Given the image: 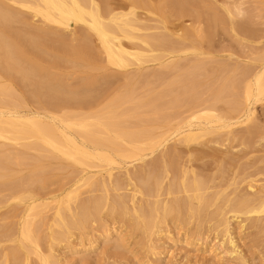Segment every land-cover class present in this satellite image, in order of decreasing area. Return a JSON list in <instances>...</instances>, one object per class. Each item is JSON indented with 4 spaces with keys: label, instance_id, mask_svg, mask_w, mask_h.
Wrapping results in <instances>:
<instances>
[{
    "label": "rangeland",
    "instance_id": "rangeland-1",
    "mask_svg": "<svg viewBox=\"0 0 264 264\" xmlns=\"http://www.w3.org/2000/svg\"><path fill=\"white\" fill-rule=\"evenodd\" d=\"M0 1L7 9L11 8L8 10L13 14L17 13L18 22L10 24L11 27L8 25V29L3 27V33L10 39L14 37L20 47L23 44L21 50L24 49L23 56L28 64L24 67H28L31 74L29 80L22 81L19 73L13 72L7 77L0 73V114L31 113L39 116L38 120L44 124L52 123L50 119L57 117L58 120L77 117L74 119L77 120L83 116L90 120L88 123L93 124V129L96 126L95 130L91 128L96 139L111 138L112 141L113 136L119 137L122 133L123 136L142 133L155 138L165 132L171 138L174 126L189 120L190 113L200 109L210 110L222 119L239 118L243 115L245 86L264 64V0H184L185 6L172 11L164 9L158 0H152L154 8H163L156 12L159 16L169 19L171 15L172 18L166 25L168 33L161 25L153 26L154 23L148 22L147 32L151 33L153 26L155 34L148 35L145 31V35L160 37L166 34L171 43H176L177 48L173 50L177 51L171 54L165 45L158 46V50L154 49L153 53L146 54V59H141V64L127 59L126 68L110 65L96 36L81 25L68 30L57 28L33 17L31 11L20 9L16 1L15 5L11 0ZM140 13L144 14H139L144 19L146 13ZM148 17L145 19H152ZM142 33L144 35V31ZM27 35H32L33 40L36 38L33 42L37 45L31 42L29 45L25 41L30 39ZM35 45L41 49H36ZM130 45L124 43L125 47ZM55 89L62 91V95L51 94ZM84 91L87 97L91 94V99L69 101V96L65 95ZM62 98L67 99L63 101ZM95 119L108 125L107 129L98 127L99 121ZM68 131L72 135L78 132ZM224 132L216 139L207 136L187 147L172 140L151 154L149 150L142 151V161L118 158L117 162L127 172L122 168H118L122 169L120 171L114 169L111 181L115 182H109L110 185L104 173L98 174L102 177L93 176V182L92 178L80 180L89 168H79L60 156L55 157L42 146L39 147L43 150L33 148L31 142L22 141L16 145L0 140V264H43V261L49 264H241V260L246 264H264V207L261 208L255 199L263 194L264 188V99L254 106L251 121L227 131L229 137ZM89 162L86 165L97 163ZM82 169H85L83 174ZM93 172L96 171L92 168ZM154 176L156 183L151 179ZM181 176L185 177L181 179ZM144 177H149L150 182L149 178L141 180ZM195 178L202 184L200 192L189 187ZM184 179L187 184L183 183ZM154 183L158 185L156 190ZM186 185V189L192 191L189 189L185 193ZM249 185L253 192L248 191ZM169 186L174 189L170 190ZM196 196H202L205 205L199 204L194 199ZM231 199L236 204L244 202V206H238L239 211L244 209L240 212H250L233 219L229 212L234 205L232 202L230 205ZM92 202L99 205L98 211ZM89 203L93 205L88 207ZM171 203L176 204L175 208L178 205L176 209L180 213L177 210L162 212L163 205L167 208ZM29 204H33L35 211L33 209L27 218L24 208ZM81 204L88 205V215H80ZM57 206L63 211V221L73 224L79 220L81 225L66 231L63 222L54 217ZM154 206L158 207L157 212ZM91 207L93 214H90ZM141 211H146L152 219L148 228L140 223ZM226 220L230 222L232 236L241 251V260L227 258L221 262L216 253L208 251L213 244L221 242L222 223ZM25 223L30 228V241L26 240L29 243L19 238L20 227ZM58 234L55 240L54 235ZM34 240L38 243L37 250L32 244Z\"/></svg>",
    "mask_w": 264,
    "mask_h": 264
},
{
    "label": "bare ground",
    "instance_id": "bare-ground-1",
    "mask_svg": "<svg viewBox=\"0 0 264 264\" xmlns=\"http://www.w3.org/2000/svg\"><path fill=\"white\" fill-rule=\"evenodd\" d=\"M15 1H16V5H19V8L20 9H25L27 11H31L33 17L40 19L43 23H47V24L53 25V26H55L57 28L58 27L59 28H63L65 30L71 29V28H73L76 25H81L86 30L88 29L89 32H92V34H94L96 36V38H97L96 41L99 42L100 47H101V49L103 51V54L106 57L107 62L110 65H112L114 67H117V68H126L129 65V62L127 60L129 58H130V60L131 59L132 60H135V63H137V64L140 63L141 64L142 63V60L141 59L142 58H145L146 54L153 53L154 49H157L158 50V48H156L158 46L165 45L164 46L165 49H167V48L169 49L168 52L170 51L171 54L173 52L176 53L177 50H175V51L173 50V47L175 48V46H176L175 45L176 43H173L174 42L173 41V38L174 37L172 38V41L173 42L171 43L168 40L169 38L165 37L166 34H164V36H161L160 35V37L147 36V34L145 35V31L147 32V30H149L150 27H147L146 23H148V22L154 23L153 26L155 24H159L158 26L161 25L162 28H163V30H164V32L165 33L166 32L168 33V30L166 29V25L169 24V21H170L169 19L172 18V16L170 15L171 14V11L173 9L175 10V8L178 9V7L179 8H182L183 6H185V5H183L184 4V0H158V2H159L158 4L162 5V7L164 9L167 8V9H170L171 10L170 11V14H169L170 16L168 15L169 16V19H166V18H164L163 16L160 15L161 17H163V18H161L156 13L157 11H159L158 9H163V8H158L159 6L158 7L155 6L156 8H154V4L152 3L153 2L152 0H20V1L18 0L19 2H17V0H11V2H13L12 4L15 5ZM0 3H1L0 4V73L2 72L3 75L5 74L4 76H6V75L9 76L11 73L15 72L17 74L18 73L20 74V80H22V81L29 80L30 70H29L28 67H24L25 65H28V64H27V61L25 60V58L23 56V51L22 50H24V49L21 50V47H22L23 44L21 43V47H20V42H18L17 40H15L14 37H12L10 39L9 37L5 36L4 33H3V30H5V28L3 29V27H6L7 26V29H8V25H9V27H11L10 24H12L14 22H18V19L19 18L16 17L17 16L16 15L17 13H14L13 14V11L12 10H11L12 12L10 10H8V9H11V8L8 7V9H7V7H6L7 5L4 6L5 4L3 2H1V1H0ZM185 3H186V1H185ZM194 4H196V3H194ZM184 10H186V9H184ZM140 12H142V13L145 12L146 13L145 18H147V16H149L150 18H152L150 16V14L151 15H154L155 18L153 17L152 19H145V18L142 19L141 17L144 14L142 15ZM160 12H162V11H160ZM139 14H141L142 16L139 15ZM156 14H157V16H156ZM180 14H182V12ZM183 17H185V16H183ZM177 18L179 19V17H177ZM148 26H151V25L149 24ZM153 26H152V31L154 29ZM155 27H157V26H155ZM143 31H144V35H142L143 34L142 33ZM152 31H151V33H152ZM191 32H189V33H191ZM149 33H148V35H149ZM31 36H28L27 35L28 39H29V37H30V39L29 40L26 39L25 41L28 42V44H29V42H31L32 45L33 44H36V43H34L35 40H36V38H35V40H33V38ZM38 36L37 35L36 36L34 35V37H38ZM169 36H170V34H169ZM87 37H84V39L87 38ZM88 38H90V37H88ZM189 38H190V36H189ZM23 39H25V38H22V40ZM123 41H124V43L127 42L129 45L131 44L130 47H129L131 49H129L127 46L125 47ZM181 43L182 44L180 46L182 47L183 46V42H181ZM173 44H174V46H172ZM32 45L29 46V48L31 47V49H32V47H33ZM36 45H35V48L36 49H39V48L41 49V47L37 48ZM176 48H177V46H176ZM27 49H28V47H27ZM97 50H98V48H97ZM162 50H164V49H162ZM153 56L152 57L150 56V57L151 58H154ZM147 57H149V56H147ZM195 66H197V65H195ZM2 90L3 89H1V92H4V90L3 91ZM91 91H92V89H91ZM52 93H54L56 95L59 94V96L62 95V94H60V93H62V91H59V89L53 90V92H51V94ZM95 93H96V91H95ZM79 94L76 95L75 93L74 94L67 93L65 95H68L69 96V97L66 96V97H68V100L69 101H70V99H72L73 101L74 100H78V99H82V101H83V99H85V98L91 99V97H90L91 94L89 95V97H87L88 94L85 93V91L83 93H81L80 95ZM161 98H162V96H161ZM62 99H63V101H65L67 98L66 99L65 98H62ZM262 99H264V64L260 65V68L258 69V71L254 74V76H252L251 80L245 86L244 109H243V115L241 117L234 118V119H222L220 117H217L210 110H201L200 109L197 112L195 111V113H193V111H192L190 113V117H189L190 119L189 120L187 118V121L185 119V122L184 123L181 122L182 123L181 124L179 122V123H177L174 126V129H175L174 131L175 132H174L173 137H171V138H169L170 135H168L167 132L162 133L158 137H155V138H151L149 135L148 136H144L142 133H141L142 135L140 134L139 136L137 134H127V133H126L125 136H123L124 133H122V135L120 133L121 136H119V137L116 134L115 135L117 137H114L113 136L114 139L112 138V141L113 142H115V141L117 142V143L116 142L113 143L111 141V138H110V140L109 139H104V140L96 139L97 136L94 137L95 133L93 132V130L96 129V126H95V129H93V127H94L93 124L91 125L90 123H88V122H90V120L89 119H87V120L86 119H83L82 118L83 116L80 117V119H77V120H74L77 117H74V119L70 118L71 120H69V119H63V120L62 119H59L58 120L57 119L58 117H57L55 120L54 119H50V120H52V121H50L52 123L49 124L48 122H46L47 124L46 123L44 124L43 122L41 123L40 120H38L40 118L39 116H36L34 114H31V113H21V112L20 113L19 112H9L8 113L7 112V113L0 114V140L1 141H4V142L6 141L9 144L10 143L11 144L14 143L16 145L18 143L20 145V142H22V141L31 142L29 144L30 145H33L32 147L35 148V149H42V147H43L44 149L49 150L50 153L51 152L54 153L55 154V157L57 156L58 158L61 157L64 160H68V161H70V163H72V164L74 163L75 165L79 166V168H80V166H81V168L82 167L83 168H89L88 171L86 170L87 172H85V174H83V172L85 171V169H82L83 171L80 170L81 171V174H83V177H81L80 180H82V181H85V179H88L89 180L93 176L95 177L96 174L98 175V174L104 173L105 175H103V176L104 177L107 176V179H108L107 184L109 182H112V184H113L115 181L113 179L112 180L114 182L111 181V178H113L112 171H114V169L119 170L118 168H122L123 169V167L117 162V159L118 158H120L121 160H130L131 162H133V161H142L141 160V158L143 157V155H141V152L142 151L149 150L150 151V154H151L152 152L160 149L161 147H164L165 145L167 146V143L172 142V140L173 141H176L177 144L179 142L180 144H183L184 147L185 146L187 147L190 143L195 142V141H198L199 139H202L204 137L206 138L207 136L208 137L209 136H212L213 138L216 139V137H218L221 134H223V131H225L226 133H228L227 131L230 132V130L233 127H235L237 125H240V124H244V123H246L248 121H251V118L253 117V114H254V106L260 100H262ZM84 101H86V99ZM156 102H157V100H156ZM153 104H154V101H153ZM189 108H191V107H189ZM193 108L191 110H195ZM236 111H234V112H236ZM230 112H231V110H230ZM97 117L98 116H96V118ZM89 118H92V116L89 117ZM94 118L95 117H93V119ZM99 120L100 119H98V120L95 119L96 122H98ZM92 122H94V121H92ZM100 123H101V121H99V123H97V124L94 123V125L96 124L98 127L100 126V128H101V126H103L104 129L105 128L107 129L108 125L106 126L104 122H103L104 124L103 123L100 124ZM103 128H101V129H103ZM72 129L75 130V131H73V133L78 131L77 133H74V134H78L79 133L78 136L75 137L74 134L72 135L71 133H69L68 130H70V132H72L71 131ZM107 132H110V131H107ZM249 133H251V132H249ZM96 135H98L97 132H96ZM229 136H230V134L228 133V136L227 137H229ZM29 140H32V141H29ZM139 140H142V141H139ZM221 140H222V138H221ZM143 142H147V144H145ZM173 143H175V142H173ZM5 144H7V143H5ZM26 145H28V143ZM39 146H42V147L40 148ZM28 147H29V150L30 149H31V151L33 150L32 148H30L29 145H28ZM129 147H130V149H127ZM26 148H27V146H26ZM175 150L176 149H174L172 152H175ZM34 151H36V150H34ZM138 156H140L139 157V160L138 159L134 160ZM167 156L168 155H166V157ZM20 157H18V160L21 159ZM162 158H163V156H162ZM207 158H208V156H207ZM85 160H87V161H85ZM88 161H90V162L91 161H94V162L96 161L100 165L97 166V163L93 165L92 162L91 163L89 162L90 164L87 163V165H86V162H88ZM235 161H237V160H235ZM160 162L162 163V161H160ZM164 162H163V164H165ZM194 162H195V160H194ZM90 165H92L91 167L93 168V170L95 169V171H96V172H93V174L91 173L92 172V168H90ZM169 166H171V163H170ZM95 167H98L99 170H97V168H95ZM156 167L153 166V168H156ZM90 169H91V171H90ZM122 169H120V170H122ZM186 169H188V168H186ZM124 170H125V168L123 169V171ZM150 170H152V169H150ZM188 170H190V169H188ZM125 171L127 172V170H125ZM162 172H164V171H162ZM147 173H145V174H147ZM151 173H149L147 175H151ZM166 173L167 172H165V174ZM183 174L185 175L186 172H184ZM80 176H82V175H80ZM98 177H102V176H99L98 175ZM149 177H151V176H149ZM184 177L185 176H183V177L181 176V179H183ZM146 178L145 179H141V180H143V181L144 180H147L148 178L147 179ZM103 179L105 180V178H103ZM151 179L154 182L155 181L157 182L156 176H154V178L152 177ZM151 179L149 178L148 181L150 182ZM82 181H81V183H84ZM90 181L93 182L94 179L92 178ZM101 181L102 180H100V182ZM153 181H152V184H153ZM76 182L77 181H75L74 183H76ZM186 182H185V179H184V182L183 183H186ZM198 182H199V184H198ZM201 182H203V181H201ZM88 183H87V185H88ZM90 184H91V182H90ZM90 184H89V186L93 185V184H91V185ZM101 184L103 185L104 182L103 183L101 182ZM101 184H100V186H101ZM189 184H190V182L188 183V185ZM109 185H110V183H109ZM188 185L184 186L185 189H186V187H188ZM76 186H74V187L76 188ZM140 186L143 187V184H141ZM154 186H155V190H156V188L158 187V185H157V187H156V184ZM154 186H151V189H153L152 187H154ZM160 186H161V184L159 185V187ZM201 186H202V184L200 185V180L198 181V178L195 180V182H193L192 185H189V187H192V190H194L195 192L196 191H199L200 192V190H201L200 187ZM171 187L172 186H169V189ZM172 188L170 190H173L174 189V188L173 189ZM248 188H249L248 191L249 190L252 191V189H253L251 185H249ZM72 189H74V188H72ZM176 189H177V187H176ZM189 189L190 188L186 189L184 192L185 193H186V191L189 192L191 190V189L190 190ZM71 190H70V192L73 191V190L72 191ZM74 190H76V189H74ZM143 191H144V189H143ZM261 191H262L263 194H261V193L258 194L259 193L258 192L257 193L258 196L255 199L257 200V203L259 204L260 207L261 206L264 207V188L263 187H262V190ZM144 193L147 195V192H144ZM168 193H170V192L168 191ZM148 194H149V192H148ZM149 197H151V196L149 195ZM201 197L202 196H200V197L197 198V196H196L195 198L194 197L193 198L194 199H197L198 202H199V204H201V203L203 204L205 201L202 202V200H204V199L201 198ZM232 200L233 199H231V201H229V200H227V201L230 202V205H233V204L235 205L236 203L235 202H232ZM249 200H246L245 203H248L247 201H249ZM256 200H254V201H256ZM238 201H236V202H238ZM29 202L31 203V201H29ZM119 202H120V200H119ZM121 202H123V200ZM92 203L95 204L96 202L95 203L92 202ZM242 203H244V202H242ZM242 203L241 202L239 204L237 203L236 206L233 205L234 207L232 206V208L230 209L229 212L231 214H233L232 215L233 216L232 217L233 219L234 218L237 219L241 215L248 214L250 212V211L249 212H244V213L240 212V211H243L244 210L243 209L244 207L242 208L243 210H240V211L238 210V208L240 209V207H238L239 205L244 206ZM93 204H90L89 203V206L87 204L86 205L81 204L83 206L80 205L81 208L79 207V209H80V212L79 213H81L80 215H84V214L88 215L87 212H88L89 209H87L86 206L90 207V205L92 206ZM177 204H178V202H177ZM95 205H96V207L99 206L97 204H95ZM116 205H117V203H116ZM167 205L168 204H166V207H167ZM175 205L171 203V205L168 206L167 208H165V206L163 205L164 209L162 207V209H163L162 212L164 211V214H166V212L167 213H171V212L176 211L177 210L176 208H177V206L179 204L176 206V208H175ZM203 205H205V203ZM122 206L123 205L121 204V207ZM132 206H133V201H132ZM33 207H34L33 204H29V205H27V207L24 208L25 209V214H26V217L27 218L29 216V213H31L30 215H32V210L33 209L35 211V208H33ZM119 207H120V205H119ZM154 207H155L154 208L155 209L154 211H156V207L157 206H154ZM158 207H159V205H158ZM57 208H56L57 210H55L56 212L54 211L55 212L54 217L58 218V220H61L63 222L62 225L64 226L63 228H65V230L67 229L66 231H69L68 229L71 228V227H73V226H79V225H81L80 224L81 221H79V220L77 222L74 221L75 223H73V224L66 223L65 219L63 221L62 218L64 217V215L61 214V212H63V211L60 210L61 209L60 207L57 206ZM125 208H127V207H125ZM134 208L135 207H133V209ZM179 208H180V206H179ZM253 208L254 207H252V209ZM86 209H87V211L85 212ZM140 209H141V207H140ZM112 210H113V208H112ZM124 210L125 209H123V211ZM127 210H128V208H127ZM145 210H146V208H145ZM147 210H148V207H147ZM152 210L153 209L151 208L150 212H153ZM190 210H193V209L190 208ZM91 211H93L92 207H91V210H90V214L91 213L93 214V212H91ZM97 211H98V207H97ZM134 211L136 212V209ZM95 212H96V209H95ZM144 212L141 211L140 212L141 214L139 212L137 214V216L140 214L139 217L140 218H143L142 219V222L140 221V223H143V225L141 224L142 227L143 226L146 227L147 225L149 226L150 225V222H152V219H150V216L146 215L147 214L146 211H144ZM178 212L180 213V211H178ZM194 212H196V211H194ZM97 213L98 212H96V214ZM200 213H201V210H200ZM86 215H85V217H86ZM167 215H169V214H167ZM82 217H84V216H82ZM27 218H26V220H28ZM164 218H166V217H164ZM29 220L31 221L32 218L29 219ZM139 220H141V219H139ZM154 222L155 221H153V224L152 223L151 224L154 225ZM33 224H35V223H33ZM222 225H223V228L221 229L222 232L220 231L221 233H223V235H221L222 236V240H221V242H218L217 244H213L211 247H209V250H208L209 253L210 254H215L216 253L215 254L216 257H218L219 258L218 260L221 261V262L224 259H227V258H229L231 260L233 259L235 261L241 260V258H242L241 257V251H240V249H239V247L237 245V241L234 238L235 236L234 237L232 236V234H233L232 231L233 230L230 228V222L228 220H226L224 223H222ZM28 226L25 223V225L23 227H20L22 229H21V232H20L21 233V237H19V238L21 240L24 239L25 242H28L26 240H29L30 239V228ZM148 226H147V228H148ZM240 227L242 228L243 226H240ZM80 228L79 227H76V229L81 230ZM149 229L152 230V228H150V227H149ZM65 234L67 235L68 232L65 233ZM61 235H63V234H61ZM57 237L59 238V234H58V236L57 235H54V239L55 238L57 239ZM63 237H65V236H63ZM19 242H21V241L19 240ZM32 244L34 245V247L36 248V250L39 249L38 248V245H37L38 243L35 244V240H34V242L32 241ZM242 262H244L243 260H241L240 263L241 264H246V263H242ZM43 264H49V263L46 262V261H43Z\"/></svg>",
    "mask_w": 264,
    "mask_h": 264
}]
</instances>
